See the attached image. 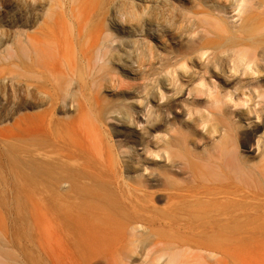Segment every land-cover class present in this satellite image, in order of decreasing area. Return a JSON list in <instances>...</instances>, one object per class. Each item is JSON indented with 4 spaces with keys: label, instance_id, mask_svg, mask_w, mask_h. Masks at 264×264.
<instances>
[{
    "label": "rangeland",
    "instance_id": "obj_1",
    "mask_svg": "<svg viewBox=\"0 0 264 264\" xmlns=\"http://www.w3.org/2000/svg\"><path fill=\"white\" fill-rule=\"evenodd\" d=\"M16 2L12 25H0V78H8L0 84V219L7 220V255L19 254L23 264H264V17L252 19L246 34L253 46L228 68L216 60L218 49L185 51L190 43L214 49L208 43L215 34L180 29L176 14L159 9L158 29L178 33L167 36L164 50L143 36L147 52L160 57L151 82L152 76L127 75L115 66V56L132 53V37L105 19L108 0L76 37L72 72L55 59V34L46 26L55 23V6L43 19L37 17L40 0ZM178 7L210 11L223 25L242 22L238 9L219 12L203 0ZM148 14L140 7L123 19L153 32ZM165 76L185 88L209 81L216 94L247 93V120L240 117L242 101L223 116L234 135L231 156L221 159L222 123L197 142L179 123L181 112L169 110L173 123L164 126L163 106L150 93L152 85L166 92L159 83ZM23 80L30 90L18 86ZM154 124L167 129L177 150L215 158L217 181L194 178L182 158L141 161L137 148L149 141ZM134 160L141 162L134 166ZM0 237H6L1 230Z\"/></svg>",
    "mask_w": 264,
    "mask_h": 264
},
{
    "label": "bare ground",
    "instance_id": "obj_2",
    "mask_svg": "<svg viewBox=\"0 0 264 264\" xmlns=\"http://www.w3.org/2000/svg\"><path fill=\"white\" fill-rule=\"evenodd\" d=\"M197 0H108L107 7L105 8V19L111 23L113 28L117 31H122L132 37L128 46L132 47V53L125 51L113 58L115 66L121 69L127 75L143 74L147 77L152 76L151 82H155L152 73L155 66L160 62V57L155 54H149L143 42V36H151L154 41L156 50H164L168 45L167 36H176L178 29H167L161 32L158 28L160 21L155 17L157 11L161 8L168 14H176L178 21H180V29L183 27L195 32L198 29H203L207 35L209 33L215 34L216 39L211 40L208 44H213L215 48L199 47L196 43H190L186 46L185 51H197L203 53L204 49H218L214 51L216 60L219 63H224L230 67L235 66L239 61L245 57L249 48L253 46L251 35L246 34L247 31L253 28L252 19L254 17H264V0H203L204 5L218 10L219 12H231L237 9L241 15V24L223 25L220 23L210 11H202L191 13L187 10H182L178 7V3H195ZM16 0H0V5L3 4V9L0 10V25L3 23L12 25L14 22L16 8ZM105 0H67L66 3L55 0H40L41 11L37 17L43 15V19L47 15H53L52 11L55 6V29L54 25L50 23L46 26L55 34V59L63 60L71 72L74 70L76 63V37H81L89 25L92 17L101 12ZM146 7L149 11L147 24L155 28V31L146 30L139 22L133 20L124 21L123 17H133L138 15V9ZM64 8L65 10H59ZM59 10V11H58ZM48 12V14H47ZM44 13V14H43ZM47 14V15H46ZM46 15V16H45ZM162 23V22H161ZM260 32L264 33V24L259 28ZM100 43L98 47H101ZM212 47V46H211ZM48 51V49H43ZM208 51V50H207ZM264 54V48L261 50ZM152 59L151 63H146L147 58ZM172 59L176 57H171ZM236 69V68H235ZM200 72L195 73L192 80L198 81ZM7 77L0 78V84H6ZM204 81V80H203ZM161 87L166 90L161 94L158 86L152 85L150 100L156 104H162L164 115L166 117L165 124L167 128L172 125L171 112H181L183 119L179 121L185 131L190 132L193 142L202 139L203 136L207 137L215 131L216 124L223 123V116L228 114L231 108L239 106L237 101L244 102L242 110H240L241 118L247 120L252 110V103L248 98L247 93L242 91L238 96L237 92L231 91L228 93H214L211 92V82H202L204 87L195 86L185 88L183 85L178 84L176 77L170 79L168 76L163 77L159 81ZM22 89H31L28 81L23 80L18 84ZM171 92V94H170ZM264 97V94H260ZM200 98V103L193 104L192 99ZM164 100L163 103H160ZM142 117V116H141ZM143 118V117H142ZM260 127V122L255 123ZM155 129L149 136L147 143H140L137 148L138 153L142 160L152 162H165L166 160L182 158L185 162L186 168L190 170L194 178L202 181L214 183L217 181V169L219 168L218 161L215 158L196 159L189 155L177 150L171 135L168 136L166 130L161 131L154 124ZM170 134V133H169ZM186 136H188L186 134ZM189 137V136H188ZM234 135L230 128H227L225 138L221 142V159L225 160L226 157L232 154V144ZM94 147L98 150L101 148L100 139H94ZM134 160V166H138L141 162ZM227 165H233L232 160L227 161ZM87 168V167H86ZM168 178V177H167ZM210 201L215 200L213 196L209 197ZM197 202V201H196ZM0 230L2 236L0 237V264H23L22 258L19 254L7 255L8 245L11 242L7 237V220L4 216L0 219Z\"/></svg>",
    "mask_w": 264,
    "mask_h": 264
}]
</instances>
